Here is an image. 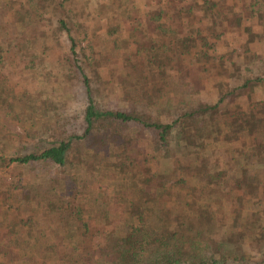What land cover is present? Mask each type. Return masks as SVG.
<instances>
[{
	"label": "trees",
	"instance_id": "trees-1",
	"mask_svg": "<svg viewBox=\"0 0 264 264\" xmlns=\"http://www.w3.org/2000/svg\"><path fill=\"white\" fill-rule=\"evenodd\" d=\"M138 1H0V86L12 108L28 95L12 66L27 67L31 49L62 48L73 73L53 88L35 145L4 159L22 178L0 194V264H246L241 241L264 238L237 207L244 181L252 199L264 196V98L254 97L264 79L239 67L229 76L223 63L205 75L226 32L244 34L249 53L264 38V0H147L143 12ZM71 14L111 39L129 26L125 57L104 49L84 60ZM211 79L217 100L201 101Z\"/></svg>",
	"mask_w": 264,
	"mask_h": 264
},
{
	"label": "rangeland",
	"instance_id": "rangeland-1",
	"mask_svg": "<svg viewBox=\"0 0 264 264\" xmlns=\"http://www.w3.org/2000/svg\"><path fill=\"white\" fill-rule=\"evenodd\" d=\"M138 2L141 12L145 11L148 1L139 0ZM256 8L257 5L252 6L250 10L253 11ZM74 17L75 14H71L70 19H74L75 24L73 25L78 33V43L84 55V60L88 62V59L90 60L94 53L104 49L113 52L116 57L115 60H121L125 57V47L122 41L124 38H127L126 35L128 34L129 26L121 27L123 33L118 31L117 34H115L114 32L115 38L119 36L121 39L116 46H113V42L110 41H112L114 35L111 39L104 31L98 34H91L89 28H84V22H78L79 19H75ZM2 18L3 17L0 16V21H2ZM79 23L81 24L79 25ZM250 23L254 25L255 21H251ZM250 23L247 22L248 25H250ZM85 29L87 31L86 34L83 33ZM255 30L259 31V28L256 27ZM88 33L91 35H88L87 37ZM260 39L251 45L252 52L249 53L246 52L244 44L246 39L244 34L235 31L226 32L217 43L214 50L210 52L211 59L207 63L210 71L205 74L206 77L210 78L216 75L218 72L217 67L219 64L223 63L227 67V74L229 76L234 75L237 67H239L241 68V75H245L254 81L259 78L263 80L264 64L262 61H264V38L262 40ZM165 50L166 49L163 48L162 51H158L160 57L167 58L169 56L168 58L171 59V55L165 53ZM43 51H45V54ZM31 52L36 54L32 55L33 58H29L27 63L28 66L25 67L22 63L20 65L17 64L15 67L12 66L13 71L11 72L15 75L14 78L16 77L17 82L20 85L17 89L19 95L23 97L25 92L26 94L28 92L27 98L29 95H32V97L29 99H23L22 102L25 104H20L15 106V108H12L8 104L14 99L12 94H5V91L2 94L1 90L4 88L1 89L2 87L0 86V194L1 192H6V190H11V192L18 191V183L20 178H22L21 174H19L20 170L12 172L10 171L12 166L10 168L5 166L4 159L8 161L15 149L21 151L23 145H28L29 150L35 145V137H40L44 133V124L41 122L43 121L42 119H48L49 107L46 103H49L51 100L53 88L56 86H63L65 83H70L68 77L73 75V73H71L72 71L68 68V56L62 48L58 47L53 50L41 49L40 51L31 49ZM241 56H249L250 58L242 59ZM6 59V63L14 65L13 63L15 62L13 61L15 59V54H13V52L9 53ZM30 60H33L34 62L31 63ZM186 61L192 68L196 66L195 64L190 63L189 59ZM43 62L47 63L44 67L42 66L44 64L41 65ZM7 67L8 66H4L3 71L5 73H10V69H7ZM118 75L120 76V74ZM132 75L133 74L131 73V76L129 75L125 78L124 86L128 87L133 84ZM221 75L219 76L220 78L222 77ZM21 77H24L25 79H21ZM224 78L227 79L226 77ZM215 83L216 80L213 79L206 81V88L202 94H200L201 101L212 102L217 100V92L214 89ZM2 86L5 87L7 84L3 82ZM254 97L259 99L264 98L263 83H259L256 87ZM248 102L249 101L246 97H241L238 99L237 103L247 108L249 105ZM218 146L225 147L226 144H219ZM224 149L226 150V148ZM134 157H137L136 153ZM227 169H232V166H228ZM69 172L74 174L75 170L70 169ZM238 192L240 199L244 200V202L239 200L237 207L244 209L245 212L249 210L254 215L252 222L243 216L242 227H245L246 230L257 231L260 235V229L263 228L264 231V196H260V198L256 196L257 198L254 197L252 199L253 192L247 186L246 181L243 182V187ZM1 199L0 195V202ZM2 205H4V203H2ZM241 242L242 244L246 243L248 245V247H246L248 254L244 259V263L264 264V238L258 240L254 236V238H244ZM228 264L232 263L229 262Z\"/></svg>",
	"mask_w": 264,
	"mask_h": 264
}]
</instances>
